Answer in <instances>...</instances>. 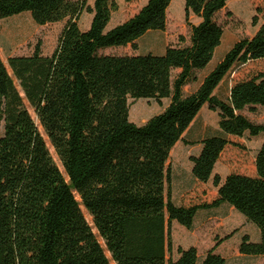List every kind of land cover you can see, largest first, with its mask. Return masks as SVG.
<instances>
[{
	"label": "trees",
	"instance_id": "obj_1",
	"mask_svg": "<svg viewBox=\"0 0 264 264\" xmlns=\"http://www.w3.org/2000/svg\"><path fill=\"white\" fill-rule=\"evenodd\" d=\"M87 1L0 0V19L29 13L44 26L68 18L51 55L37 44L29 56L8 57L7 65L0 57V264H198L195 247H177V258L167 257L171 224L191 230L199 212L222 205L258 231L257 241L241 237L239 254L264 257V140L254 175L231 170L223 181L213 175L227 147L245 150L234 139L264 134V124L242 114L264 109V69L235 78L227 97L215 94L226 76L264 60V8L255 6L252 25L262 16L256 33L237 40L185 95L184 87L221 43L215 16L228 0H184L188 43L179 38L182 45L167 46L162 55L132 56L98 52L128 45L135 50L149 32L165 31L172 0H148L110 30L117 4L93 0L90 7ZM83 11L92 15L84 32L77 23ZM190 13L200 18L197 25L189 23ZM128 99L169 103L136 126ZM205 105L217 113L218 129L188 140ZM179 141L201 145L189 157L191 174L200 184L211 181L216 193L210 201L171 200L167 162ZM200 264L227 263L214 247Z\"/></svg>",
	"mask_w": 264,
	"mask_h": 264
},
{
	"label": "rangeland",
	"instance_id": "obj_2",
	"mask_svg": "<svg viewBox=\"0 0 264 264\" xmlns=\"http://www.w3.org/2000/svg\"><path fill=\"white\" fill-rule=\"evenodd\" d=\"M75 1V0H72ZM117 4V10L111 13L110 22L106 30L125 22L133 17L148 0H110ZM87 4L92 7L93 0H88ZM264 8V0H228L224 9L219 11L215 20L223 29V36L220 45L216 48L211 62L205 70L196 72V80L184 87V94L187 95L197 89L204 75L212 70L223 56L230 50L233 44L243 38H250L254 31L251 23L252 17L256 14L255 6ZM185 4L184 0H172L166 13V28L163 32H149L137 43V49L130 45L118 48H108L100 50V55L132 56L145 55H162L167 46L182 45L179 38H183L185 44L189 41L190 28L185 21ZM259 19L262 18L260 14ZM68 18L57 23H49L44 26L36 25L29 13H22L7 19H0V57L4 64L7 65V58L10 56H29L33 53L37 44L40 45L41 52L44 56L52 54L57 46L60 34ZM92 15L83 11L77 19L80 30L87 31L90 27ZM188 21L192 25H197L201 20L194 14L190 13ZM10 75L11 72L8 70ZM242 72V68L236 70L232 75ZM176 71L173 72V75ZM17 86V82L14 80ZM129 103V120L136 126L141 124L133 122L135 117L138 122L143 123L149 118L159 114L167 106L168 100H163L158 104L154 100L128 99ZM206 107L201 110L199 117L192 124L188 140H198L206 134H210L217 127V117L214 113L209 112ZM258 111H264L259 109ZM34 120L35 115L30 111ZM257 117H259L257 115ZM37 123V122H36ZM209 127V130L208 128ZM207 130L204 132V129ZM3 134V123H0V136ZM49 151L54 161L59 165L58 159L50 147ZM198 146L187 147L182 142H178L170 153L167 167L170 171V184L168 192L171 200L176 204L193 205L200 204L203 201L213 199L216 189L211 182L200 184L196 182L191 174L190 155L198 153ZM231 148L225 150L223 156L215 166V172L220 176H225L226 160H231L233 170H244L250 172L252 165L249 160H244L238 166L234 161L236 158L231 154ZM87 221L91 224V218L84 211ZM243 233L249 234L250 238L256 239L257 230L254 225L250 224L245 218L237 213L233 208L224 205L211 211H201L197 214L193 227L187 230L177 222H173L170 227L171 251L167 257H177V247L188 248L195 246L199 260L205 252L211 248H216L227 264H264V257H250L239 254V236Z\"/></svg>",
	"mask_w": 264,
	"mask_h": 264
},
{
	"label": "crops",
	"instance_id": "obj_3",
	"mask_svg": "<svg viewBox=\"0 0 264 264\" xmlns=\"http://www.w3.org/2000/svg\"><path fill=\"white\" fill-rule=\"evenodd\" d=\"M262 23V18L259 19V22H258V25L257 26H254V31H253V34L252 36L256 33V31L258 30V26L259 24ZM251 36V37H252ZM257 69H264V60H260V61H255V62H250L248 63L247 65L245 66H242V72L241 73H238L237 75H233V76H226L224 78V80L220 83L218 89L215 91V94H217L219 97H222V98H225L228 96L229 94V91H230V88L232 87L233 83H234V80L235 78H238L240 76H243V75H247L248 73H250L251 71H255ZM164 100H167V99H164ZM163 101V100H162ZM169 103V101H168ZM168 105V104H167ZM207 108L208 109V106L205 105L202 107L201 110H203V108ZM259 109H262L260 107L257 108V110L255 112H249V111H243L242 114L244 116H246L249 120H251L252 122H255L257 124H264V111H258ZM201 110L199 112V114L201 113ZM209 110V109H208ZM264 110V109H263ZM211 113H214L217 117V127L214 128L213 130H217L218 129V122H219V119H218V115L216 112H213V111H209ZM199 114L198 116L196 117L195 120H197V118L199 117ZM257 115L259 117H257ZM133 122L135 123H138V124H141V125H144L147 121L143 122V123H140L138 122V119H136L135 117H132L131 119ZM194 120V122H195ZM193 122V123H194ZM192 123V124H193ZM192 126V125H191ZM208 130H209V127H207ZM207 128L204 129V132L207 130ZM263 140H264V134H260L259 136L257 137H254V138H250L247 134L243 137V138H240V139H234V141L236 142H239L241 145L244 146L245 150L243 151H240V150H237V149H234L232 147H227V148H231V154L234 155V157L236 158V160L234 161L235 165L238 166V164H240L241 162H243L244 160H249L250 163L252 164L250 166V172L249 174L251 175H254L255 173V169H254V161H255V156H256V153L257 151L260 149L262 143H263ZM181 142V141H180ZM185 146L187 147H194V146H198V153L200 152L201 150V145L200 144H195L193 146L191 145H188V144H185L184 142H182ZM227 148L225 150H227ZM225 152V151H224ZM224 152L222 153V155L220 156V159L221 157L223 156ZM197 153V154H198ZM195 154V155H197ZM191 156V155H190ZM189 156V157H190ZM219 159V160H220ZM218 160V162H219ZM218 162L216 163V165L218 164ZM226 163V169H227V172L226 174H224L225 176H220L219 173L215 172V168H214V171H213V175L217 174L221 177L222 181L225 179V177L230 173L231 170H233V165H231V160H226L225 161ZM215 165V166H216ZM240 171V170H238ZM240 172L244 173L245 171L244 170H241ZM211 182V181H210ZM212 184V183H211ZM224 206V205H222ZM220 206V207H222ZM219 207V208H220ZM218 209V208H217ZM215 210V209H214ZM211 211V210H210ZM244 234H247V233H243L239 236V239L241 240V237L244 235ZM249 235V234H248ZM252 239V238H251ZM240 240H239V243H240ZM253 241H257L258 240V231H257V237L256 239H252ZM190 247H195V246H190ZM189 248V247H188ZM196 248V247H195ZM183 249H186V248H183ZM210 250V249H209ZM208 251V250H207ZM206 251V252H207ZM205 252V253H206ZM217 252V251H216ZM198 253V251H197ZM205 255V254H204ZM203 255V256H204ZM202 256V257H203ZM198 257H199V254H198ZM177 258V257H176Z\"/></svg>",
	"mask_w": 264,
	"mask_h": 264
}]
</instances>
